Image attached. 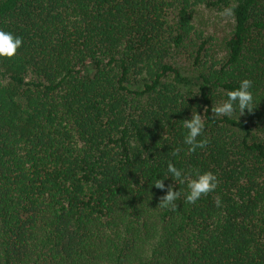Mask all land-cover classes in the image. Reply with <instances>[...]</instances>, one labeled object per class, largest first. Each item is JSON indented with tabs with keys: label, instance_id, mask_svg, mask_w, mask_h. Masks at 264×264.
I'll return each mask as SVG.
<instances>
[{
	"label": "trees",
	"instance_id": "16d2710c",
	"mask_svg": "<svg viewBox=\"0 0 264 264\" xmlns=\"http://www.w3.org/2000/svg\"><path fill=\"white\" fill-rule=\"evenodd\" d=\"M0 30V264H264V0H0ZM244 79L253 111L212 115ZM169 162L217 189L159 207Z\"/></svg>",
	"mask_w": 264,
	"mask_h": 264
},
{
	"label": "clouds",
	"instance_id": "9594fccd",
	"mask_svg": "<svg viewBox=\"0 0 264 264\" xmlns=\"http://www.w3.org/2000/svg\"><path fill=\"white\" fill-rule=\"evenodd\" d=\"M227 15H231V9L226 10ZM22 38L15 36L11 32L0 30V59H12L16 56L17 50L22 46ZM253 82L244 79L239 83V87L233 91L227 92V98L222 102H218L211 108V114L217 116H232L237 110L240 116L245 114L247 110L251 113L254 109V97L251 92ZM183 127L187 130L183 143L188 146L189 152H195L197 149H203L207 143L205 139H197L202 137L205 130L204 116L197 112H191L190 118L183 120ZM181 149L177 148L173 155H178ZM168 178H156L154 187L165 192L160 199L159 207L173 209L177 208L176 201L181 196V192L175 190L169 184L165 185V181L169 178L172 181H179L183 184L187 181V192L184 194L185 202L195 204L201 197L207 196L209 193L217 189V177L211 172L201 173L199 170L193 169L190 172H183L175 167L171 162L167 165ZM217 206L220 201L217 199Z\"/></svg>",
	"mask_w": 264,
	"mask_h": 264
},
{
	"label": "rangeland",
	"instance_id": "374dc122",
	"mask_svg": "<svg viewBox=\"0 0 264 264\" xmlns=\"http://www.w3.org/2000/svg\"><path fill=\"white\" fill-rule=\"evenodd\" d=\"M198 24L203 29L214 32L215 36L221 40L229 31L231 22L225 14L200 12Z\"/></svg>",
	"mask_w": 264,
	"mask_h": 264
}]
</instances>
